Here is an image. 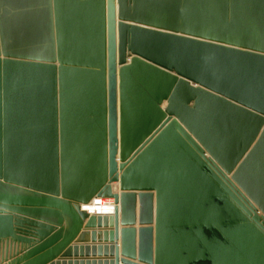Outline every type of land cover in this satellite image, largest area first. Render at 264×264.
I'll list each match as a JSON object with an SVG mask.
<instances>
[{
    "label": "water",
    "instance_id": "1",
    "mask_svg": "<svg viewBox=\"0 0 264 264\" xmlns=\"http://www.w3.org/2000/svg\"><path fill=\"white\" fill-rule=\"evenodd\" d=\"M48 263L264 264V0H0V264Z\"/></svg>",
    "mask_w": 264,
    "mask_h": 264
},
{
    "label": "bare ground",
    "instance_id": "2",
    "mask_svg": "<svg viewBox=\"0 0 264 264\" xmlns=\"http://www.w3.org/2000/svg\"><path fill=\"white\" fill-rule=\"evenodd\" d=\"M107 199H112V198L95 197L92 199L91 202L83 204L82 209L85 210L89 215L114 214L115 211H113V209L108 205L109 202ZM92 210L95 211V213Z\"/></svg>",
    "mask_w": 264,
    "mask_h": 264
},
{
    "label": "crops",
    "instance_id": "3",
    "mask_svg": "<svg viewBox=\"0 0 264 264\" xmlns=\"http://www.w3.org/2000/svg\"><path fill=\"white\" fill-rule=\"evenodd\" d=\"M93 211V210H92ZM94 213H95V211H93ZM91 245H92V243H90ZM96 244H98V243H96ZM102 244H104V242H102ZM81 255V253L79 252V256H74V254L71 256V257H68L67 258V260H69V259H71V260H75L76 258H78V260L79 259H86V258H99V256H92V255H90V256H86V254H84V255H82V256H80ZM101 257V256H100ZM104 257V256H103ZM110 256H108V258H109ZM111 258H114L113 256L111 257ZM56 260L57 259H55L53 262H56ZM52 262V263H53ZM48 264H51V263H48Z\"/></svg>",
    "mask_w": 264,
    "mask_h": 264
},
{
    "label": "built area",
    "instance_id": "4",
    "mask_svg": "<svg viewBox=\"0 0 264 264\" xmlns=\"http://www.w3.org/2000/svg\"><path fill=\"white\" fill-rule=\"evenodd\" d=\"M108 200V202H109V206L113 209V211H115V208H116V206H117V204H116V202H115V200L112 198V199H107Z\"/></svg>",
    "mask_w": 264,
    "mask_h": 264
}]
</instances>
